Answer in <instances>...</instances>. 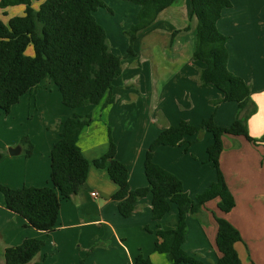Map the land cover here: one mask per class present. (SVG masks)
Returning a JSON list of instances; mask_svg holds the SVG:
<instances>
[{
  "label": "crops",
  "instance_id": "0c3cea01",
  "mask_svg": "<svg viewBox=\"0 0 264 264\" xmlns=\"http://www.w3.org/2000/svg\"><path fill=\"white\" fill-rule=\"evenodd\" d=\"M42 1L33 0V6L38 9ZM179 1L164 9L137 39L143 36L153 39L151 45L155 47L163 45L162 58L170 61L150 66L148 57L139 59L135 47L138 61L127 65L128 69L123 66L116 80L114 103L103 106V101L85 102L68 107L54 81L46 78L34 93L23 94L9 113L0 109V151L4 152L0 159L1 183L14 188L51 185V150L60 138L64 121L75 115H88L79 145L90 162L86 182L76 194L62 200L57 225L48 231L26 226L23 217L6 208L0 191V264H7V247L28 237L43 239L45 245L26 264H80L83 257L84 264H134L140 253L156 264H172L166 253L155 250L158 237L152 218V194L137 201L131 216H122L118 200L113 198L118 185L96 162L108 150L112 138L117 145L116 157L128 166L130 186L142 187L148 184L146 152L161 130L181 120L197 124L211 115L218 123L229 125L238 116L236 102L215 105L222 92L213 85L200 84L204 63L192 58L197 20L191 17L190 0ZM231 1L218 28L227 36L229 70L251 87L257 111L250 116L248 128L251 135L260 138L264 135V0ZM24 11V5L0 7V19L7 23ZM156 53L150 57H159ZM97 124L100 137L96 135ZM23 136L33 144L32 155L26 156L23 148L19 154H10L9 147L18 146ZM223 140L221 168L236 205L225 213L218 207L219 198H215L189 215L183 247L206 264H217L221 252L216 243V216H221L242 234L243 240L236 243L242 264H264V142L254 144L244 136L232 135H225ZM212 141V134L202 131L187 136L182 144L158 145L154 160L180 177L184 189L195 197L217 178L207 154ZM159 223L164 229L177 227L175 204Z\"/></svg>",
  "mask_w": 264,
  "mask_h": 264
},
{
  "label": "trees",
  "instance_id": "16d2710c",
  "mask_svg": "<svg viewBox=\"0 0 264 264\" xmlns=\"http://www.w3.org/2000/svg\"><path fill=\"white\" fill-rule=\"evenodd\" d=\"M139 5L137 20L126 29L129 37L127 55H137L135 43L138 34L150 27L158 15L176 0H125ZM191 17H195L196 32L192 58L204 63L199 79L202 86L213 85L222 92L214 101L236 102L239 114L229 125L218 123L214 116L197 124L181 120L169 126L152 141L145 157L148 184L132 188L128 166L116 157L117 145L111 138L108 150L97 160L96 166L108 171L118 185L113 198L118 200V211L131 216L136 203L152 194V218L156 221L155 250L166 253L172 264H206L187 252L183 244L187 234V218L196 214L208 201L219 198L218 207L228 213L236 205L225 174L221 168L224 136H244L254 144L264 142L251 135L248 120L257 111L251 98L250 85L228 68L227 36L218 28L224 10L232 6L231 0H190ZM24 5L23 15H15L5 23L0 19V109L9 113L26 92L34 93L46 79L51 78L62 93L63 103L71 108L85 102L103 106L116 100V80L123 73V55L112 50L106 28L95 16L100 7H108L104 0H43L38 9L33 0H0V7ZM189 30V26L186 27ZM178 31L172 33V38ZM32 48V53L28 52ZM246 110L244 116L240 114ZM88 115L67 118L59 140L51 150L52 184L14 188L0 182L5 206L25 219V225L38 230L53 229L63 199L76 194L86 182L90 162L79 145V137ZM208 131L213 141L207 147L208 160L217 172V178L195 197L184 189L176 174L154 160L158 145L182 144L187 136ZM26 156L33 153V144L23 136L19 144ZM4 152L0 151V159ZM173 204L178 209V225L164 229L160 220L168 214ZM218 232L216 243L221 256L217 264H242L236 243L243 240L240 230L228 219L216 216ZM145 228L152 232L149 225ZM45 241L28 237L16 246L7 247V264H26L44 247ZM85 257L80 264L85 263ZM134 264H156L140 253Z\"/></svg>",
  "mask_w": 264,
  "mask_h": 264
},
{
  "label": "rangeland",
  "instance_id": "374dc122",
  "mask_svg": "<svg viewBox=\"0 0 264 264\" xmlns=\"http://www.w3.org/2000/svg\"><path fill=\"white\" fill-rule=\"evenodd\" d=\"M104 1L111 9H108L106 7H100L98 11H96L95 16L97 17L99 22L102 23L106 28L108 40L112 50L124 56L123 66L124 69L125 68L128 69L127 65L131 64V66H133L138 61L136 59V56L138 54L127 55V48L129 46V37L125 31L136 21L137 14L139 11V5L125 0H104ZM179 3H182V0H180ZM152 41L154 40L147 39L143 36L142 39H139L137 41L135 47L137 48L138 53L140 54L139 59L143 60L144 58L148 57L149 60L151 61L150 66L153 65L158 66L159 64L163 65L165 61L169 62L170 59L162 58L163 55L162 53L164 52V48L162 47L163 45L161 47H155L154 45H151ZM29 50H32V48L30 47ZM152 52L155 53L157 52L159 57L153 56L154 58H151L150 54ZM145 67L147 68V66ZM122 80L123 77L121 78V81ZM99 128L100 126L97 124L96 135L99 132ZM98 135L100 137L101 133H99Z\"/></svg>",
  "mask_w": 264,
  "mask_h": 264
},
{
  "label": "water",
  "instance_id": "95a60500",
  "mask_svg": "<svg viewBox=\"0 0 264 264\" xmlns=\"http://www.w3.org/2000/svg\"><path fill=\"white\" fill-rule=\"evenodd\" d=\"M21 150H22V147L20 145L15 146V147H9V149H8V151L12 155L19 154L21 152Z\"/></svg>",
  "mask_w": 264,
  "mask_h": 264
},
{
  "label": "built area",
  "instance_id": "2783aa9c",
  "mask_svg": "<svg viewBox=\"0 0 264 264\" xmlns=\"http://www.w3.org/2000/svg\"><path fill=\"white\" fill-rule=\"evenodd\" d=\"M92 195H93V196H97V193H96V192H93Z\"/></svg>",
  "mask_w": 264,
  "mask_h": 264
}]
</instances>
